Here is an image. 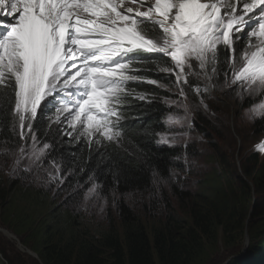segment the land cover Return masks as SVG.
<instances>
[{
    "label": "snow or ice",
    "instance_id": "6c2138e0",
    "mask_svg": "<svg viewBox=\"0 0 264 264\" xmlns=\"http://www.w3.org/2000/svg\"><path fill=\"white\" fill-rule=\"evenodd\" d=\"M150 64L174 82L142 75ZM221 71L238 95L264 94V0H0V122L10 120L21 141L0 154L14 152L13 172L47 162L49 180L63 182L62 166L48 159L53 144L39 138L45 116L54 135L89 149L119 144L127 97L149 101L130 83L174 87L181 100L188 85L207 107L203 96ZM190 77L204 83L191 86ZM251 112L264 117V101ZM255 150L264 154V140ZM96 192L93 183L88 195Z\"/></svg>",
    "mask_w": 264,
    "mask_h": 264
},
{
    "label": "trees",
    "instance_id": "16d2710c",
    "mask_svg": "<svg viewBox=\"0 0 264 264\" xmlns=\"http://www.w3.org/2000/svg\"><path fill=\"white\" fill-rule=\"evenodd\" d=\"M145 73L166 85L174 82L158 73L155 64ZM141 87L149 101L135 104L137 121L118 146L104 143L89 149L63 132L54 135L56 128L49 131L44 118L37 122L41 141L53 144L48 159L62 166L63 182L49 180L46 170L51 167L46 162L39 170L23 171L20 179L7 174L6 185L1 168L13 163L15 154H0L1 222L37 256L9 253L0 241V264H264V154L255 150L257 142L248 163L228 162L219 147L209 144L210 157L221 171L190 170L187 162L199 156L200 148L188 151L182 145L158 143L166 129L164 119L173 111L165 98L180 97L172 95L174 87ZM261 97L247 100L242 108ZM223 116L228 122V113ZM198 119V133L217 138L201 115ZM9 124L10 120L0 122V153L21 143ZM253 127L264 135V117ZM193 175L198 179L186 185ZM93 183L97 185L93 196L108 207L101 226L77 214ZM17 194L20 199L14 197ZM34 195L44 215L26 208L32 201L22 204ZM243 229L248 241L240 255ZM35 235L39 238L31 242ZM230 249L233 253L228 254Z\"/></svg>",
    "mask_w": 264,
    "mask_h": 264
},
{
    "label": "rangeland",
    "instance_id": "374dc122",
    "mask_svg": "<svg viewBox=\"0 0 264 264\" xmlns=\"http://www.w3.org/2000/svg\"><path fill=\"white\" fill-rule=\"evenodd\" d=\"M189 80L191 86L204 83V81L202 80L196 81V78L194 77H190ZM194 82L196 84H194ZM216 84L217 86L215 88L210 89L203 96L204 104L207 107L201 105V98L195 95V93L192 91V87L186 85L185 91L187 92V100H181V98L172 100L179 101L181 105H186L187 111H185L184 107H177L175 105H172V108L176 112L171 113L165 117L164 122L166 124V131L159 135V143L161 144H165L161 142V136H166L169 141L166 145H182L183 147H186V150L188 151L192 150V148L194 147L200 148L202 152H200L199 156H197L194 161L187 162V167H190V170L205 171L209 169H220L213 158L210 157L211 148L209 144H215L217 147H219L222 150L223 155L227 157L228 162H231V160H233L234 162L240 163V161H243L245 163H248V158L249 154L252 152L253 143L261 141L264 137V135L262 134L258 135L256 129L253 127V122L261 117H257L251 112V108L255 104L264 101V95L260 94L250 96L247 93L238 95L237 93L239 89L236 86H224L223 71L220 72ZM259 96L262 97L258 102L254 103L252 106L246 109L242 108V105L245 104L247 100H256L257 98H259ZM225 112L228 113V122L223 116ZM198 115H201L208 122L210 128L215 131L217 138H205L198 133ZM169 116H172L174 118L173 122L171 123H169L168 121ZM11 160H13V163H11L6 168H1L5 176V182L7 180V175L5 173L10 174L12 178L15 177L17 179H20L22 176L23 165H21V168L17 169V171L13 172L15 157L12 156ZM218 171H221V169ZM188 174L189 173L184 174V177L186 178ZM33 176L37 177L36 174L31 175V177ZM196 177L197 176L195 175L190 176L185 184L189 186L191 180ZM7 184L8 182H6V185ZM1 186H4V184H1ZM188 188L192 191L195 190V187L191 185ZM19 191L20 190L17 189V192ZM18 194L14 197L20 199L21 196ZM23 195L24 194H22V196ZM36 196L37 195H34L31 198L25 199L22 204L27 205L30 201H32L30 206H26V208L36 213L37 215H44L46 213L45 209L42 208V206H40L38 202L33 200ZM59 200L60 198H58L56 204H58ZM107 208L108 207L105 204H102L93 195H87L81 204L80 211L77 212V214L82 217V219L100 223L98 225L101 226V224H103V218L106 214ZM9 210L12 212L14 209L10 207ZM55 211L58 212V209H56ZM1 212L2 208L0 206V215ZM52 213L53 212H50L49 214ZM4 220H7V217H4ZM0 228L4 229L9 235L7 237L6 232H4L6 236L3 234V232H0V241L6 244L5 251L9 253L16 252L19 254H26L25 252H22L24 251L25 247L23 248L21 244L20 246L18 244L20 243L19 238L17 236H14L6 225L2 224L1 217ZM10 235H12L13 237ZM38 238L39 236L35 235L31 239V242L37 240ZM245 240L246 244L244 243ZM247 241L246 230L243 229L242 235L239 238V242L241 243V248L239 251L240 255H242V253L245 251ZM227 253H233L232 249L227 250ZM19 261L23 263V259H19Z\"/></svg>",
    "mask_w": 264,
    "mask_h": 264
},
{
    "label": "clouds",
    "instance_id": "9594fccd",
    "mask_svg": "<svg viewBox=\"0 0 264 264\" xmlns=\"http://www.w3.org/2000/svg\"><path fill=\"white\" fill-rule=\"evenodd\" d=\"M162 58V57H161ZM162 59H164L165 61H166V58H162ZM167 62V61H166ZM136 67H141V65H136ZM142 75H146V73L145 72H142L141 73ZM168 75V74H167ZM171 77V76H170ZM171 78H174V77H171ZM142 85H147V83H136V82H133V83H130L129 84V87L130 88H135L137 91H142ZM174 91H172V95H175V96H178L179 97V94H178V92L175 90V89H173ZM127 100H128V103H126L124 106H123V108L121 109V115H122V117H123V119L121 120V122H120V124H121V128H122V131H123V137H122V139H121V141L119 142V144H117V143H111V144H115L116 146H118V145H120L123 141H124V139H125V134H126V132H128L129 131V129L130 128H132V126H133V122H134V120H136L137 121V119H135L134 118V116L136 115L135 113H133V109L135 108V104L136 103H141V102H143V101H141V100H138V99H135V98H133V97H127ZM176 111L173 109V111H171L169 114H171V113H175ZM52 114H54V109L52 110ZM169 114H167V115H169ZM166 115V116H167ZM44 119L48 122V119H47V117L45 116L44 117ZM49 123V122H48ZM164 124H165V122H164ZM165 126H166V124H165ZM52 127H54V128H57V126L56 125H53ZM60 127H65L64 125H61ZM66 130H69L70 131V129H66ZM165 131H166V129H165ZM62 135H64V134H62ZM158 143H159V139H158ZM161 146H166V147H178V146H175V145H173V146H169V145H166V144H161V143H159ZM180 146V145H179ZM6 175L8 174V173H5ZM0 232H3V234H4V232H6L4 229H2V228H0ZM7 233V232H6ZM8 234V233H7ZM5 235V234H4ZM6 236V235H5ZM15 236V235H14ZM24 248V247H23ZM25 249V248H24ZM27 250V249H26ZM22 252H25V251H22ZM26 253V252H25ZM27 254V253H26ZM34 258V257H33ZM37 258V257H36Z\"/></svg>",
    "mask_w": 264,
    "mask_h": 264
},
{
    "label": "water",
    "instance_id": "95a60500",
    "mask_svg": "<svg viewBox=\"0 0 264 264\" xmlns=\"http://www.w3.org/2000/svg\"><path fill=\"white\" fill-rule=\"evenodd\" d=\"M10 236H12V235H10ZM13 237V236H12ZM245 244H246V240H245V242H244ZM19 244V246H20V243H18ZM24 251L29 255V256H31V257H37L36 255H34L31 251H29V250H26V249H24Z\"/></svg>",
    "mask_w": 264,
    "mask_h": 264
},
{
    "label": "bare ground",
    "instance_id": "6f19581e",
    "mask_svg": "<svg viewBox=\"0 0 264 264\" xmlns=\"http://www.w3.org/2000/svg\"><path fill=\"white\" fill-rule=\"evenodd\" d=\"M9 235L7 234V237H8Z\"/></svg>",
    "mask_w": 264,
    "mask_h": 264
}]
</instances>
